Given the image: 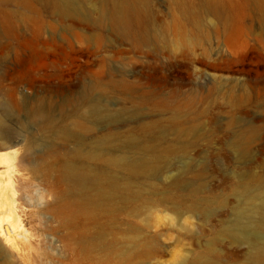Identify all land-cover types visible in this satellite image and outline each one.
<instances>
[{
  "label": "rangeland",
  "instance_id": "374dc122",
  "mask_svg": "<svg viewBox=\"0 0 264 264\" xmlns=\"http://www.w3.org/2000/svg\"><path fill=\"white\" fill-rule=\"evenodd\" d=\"M134 1L144 7L138 16L141 29L156 35L153 42L135 41L110 25L84 22L82 17L93 13L97 0H74V5L84 7L72 19L59 17L40 0H0V87L16 102L8 108L7 99L0 100L1 120L26 134L37 126L26 118L25 101L53 94V118L64 119V113L76 110L73 103H66L68 98L81 94L84 103L93 99L103 105V113H118L108 121H92L91 129L96 130L90 133L73 128V134L83 139L118 124L116 137L132 135L146 145L160 144L164 140L158 134L148 130L143 134L137 127L170 111L203 114L206 136L176 141L169 134L166 142L188 143L187 152L170 156L152 178L113 171L119 174L117 193L108 192L112 197L88 214L64 209L74 201L70 191L79 186L58 179L62 153L47 161L54 174L46 169L39 173L22 161L24 150L18 144L11 151L14 169L7 192L11 198L0 197V210L6 201H14L22 228L12 231L0 222L6 237L0 241V264H119L115 259L128 248L129 238L150 248L125 264H192L211 242L219 264H243L246 243L223 238L219 231L235 217V192L242 186L254 188L255 177L264 179V4L223 0L225 10L219 17L207 10L206 0L124 4L132 6ZM104 3L107 10L112 8L111 0ZM187 8L193 9L194 18ZM34 51L40 56L32 62ZM117 81L128 88L116 86ZM234 120L257 125L258 139L249 157H235L222 141ZM129 127L133 133L124 135L132 130ZM76 144L53 135V147L68 151ZM84 148L83 143L80 149ZM111 148L104 146L97 154L107 157ZM258 158L262 161L250 166ZM78 165L105 168L102 161ZM183 165L189 172L177 175ZM174 177L179 178L177 183ZM97 235L112 246L109 255L88 249Z\"/></svg>",
  "mask_w": 264,
  "mask_h": 264
},
{
  "label": "bare ground",
  "instance_id": "6f19581e",
  "mask_svg": "<svg viewBox=\"0 0 264 264\" xmlns=\"http://www.w3.org/2000/svg\"><path fill=\"white\" fill-rule=\"evenodd\" d=\"M40 1L48 4L61 18L72 19L77 17L82 11L81 8L84 7H81V4L80 6L74 5V0ZM104 1L97 0V4L91 7L93 13L81 16L82 20L96 27L110 25L119 34L125 37L132 36L135 41L139 39L144 43H150L156 40L155 34H149L141 29L142 22L138 16L143 13L144 7L140 1H134L132 6H126L124 0H111L112 8L110 10L104 7ZM222 1L206 0L207 10L219 17L222 16L225 10ZM251 1L255 7H261L264 4V0ZM185 12L191 18H194L195 15L192 8L185 9ZM132 31H134V36L131 33ZM165 43L163 42L162 45ZM39 56L40 53L34 51L30 55L29 61L33 62ZM111 82L114 83L113 81ZM115 85L122 89L128 88V85H124L122 81H117ZM76 96L68 98V101L66 100L67 104L73 103L76 110L75 112L64 113V119L53 118V94H38L32 100L28 99V102L25 101L23 107L26 118L29 122H35L37 126L35 131H29L26 134L21 135L18 131L5 125L0 115V125L2 126L0 128V166L3 168V171H0V197L11 198L7 195L8 188L11 186L12 169H14V155L11 151L18 149L16 148L18 144H21V149L24 150L22 161L29 164L35 172L39 173L43 169L53 173L54 167L53 165H47V161L48 159L53 160V155L56 156L62 153V162L57 170L58 179L64 184L67 183L70 187L79 186V189L73 188L70 191L74 201L65 205L64 209L67 213L78 209L82 213L88 214L92 209L99 208L102 200L112 197L108 192L117 193V177L119 174L116 175L117 173L114 174L113 171H122L131 177L147 176L152 178L166 165V160L170 156L187 152L188 143H185V145L166 142L169 134L176 141H181L187 137L201 138L206 136L204 130L207 124L206 120L202 118L203 114L172 113L167 107L166 109L170 113H158L160 117L155 122L144 123L137 127L143 134H145V130L150 131V134H158V138L164 140L160 144L146 145L142 140L132 135H127L123 138L116 137L114 131L121 128L116 127L118 124L113 127H105L101 131L99 129L97 132H91L92 134L89 137L83 139L73 134V128L90 133L94 129H91L90 126L93 125L92 121H108L115 118L118 113H103L105 111L102 108L103 105L101 106L97 101L91 99L84 103L81 99V94ZM4 98L7 99L5 102L6 107L14 108L16 106L13 96L8 95L0 87V100ZM1 104L4 105L2 102ZM60 105L62 104L60 103ZM177 108L182 110L180 105H177ZM182 117L185 120L181 121ZM232 126L234 127H232L231 132L224 135L222 141L228 145L235 157H249L252 145L258 139L257 125L246 121L237 123L234 120ZM202 128H204L203 131ZM129 129H132V127H129ZM133 130L125 132L124 135L133 133ZM102 132L106 133L102 134ZM53 135L65 141L75 140L77 144L68 151H65L63 146V148L59 146L53 147ZM85 135H88V133ZM83 143L85 148L80 149ZM104 146L112 147L111 150L113 152L110 151L107 157L103 155L100 157L97 153L104 149ZM119 152L132 153L134 156H121ZM135 155L138 156L135 157ZM81 161H102L105 168L102 171L92 168L88 170L84 166L78 165V162ZM258 161L261 162L262 159L251 160L249 164L252 166ZM189 170L186 165H183L177 175L187 173ZM255 178L258 180V184L254 188L250 189L242 186L235 192L237 202L233 207L235 217L230 224L223 225L219 231V236L223 238L226 237L235 242L246 243L247 249L243 264H264V179ZM177 181H179V178L174 177L173 182L177 183ZM4 205H6V208L0 210V216H2L0 222L5 221L12 231L22 228L15 202L8 200ZM8 227L6 228L9 231ZM259 233L263 235L261 236ZM5 238L0 223V241L4 242ZM129 244L128 248L117 254L116 263L125 264L129 262L133 255L142 251L146 252L150 248V245L135 238H129ZM88 249H98L102 253L109 255L113 248L103 242L101 235H97L90 241ZM192 264H219L217 253L214 250V243L207 244L205 253L195 257Z\"/></svg>",
  "mask_w": 264,
  "mask_h": 264
}]
</instances>
